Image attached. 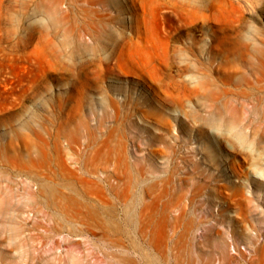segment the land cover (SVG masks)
<instances>
[{
    "label": "rangeland",
    "instance_id": "374dc122",
    "mask_svg": "<svg viewBox=\"0 0 264 264\" xmlns=\"http://www.w3.org/2000/svg\"><path fill=\"white\" fill-rule=\"evenodd\" d=\"M103 1L0 0V264H264V0Z\"/></svg>",
    "mask_w": 264,
    "mask_h": 264
},
{
    "label": "bare ground",
    "instance_id": "6f19581e",
    "mask_svg": "<svg viewBox=\"0 0 264 264\" xmlns=\"http://www.w3.org/2000/svg\"><path fill=\"white\" fill-rule=\"evenodd\" d=\"M97 2H104L103 0H96ZM112 1H114V0H112ZM107 2V4H108V0L106 1ZM185 3H187L186 1H185ZM189 3V2H188ZM49 15H50V19H52V20H55L56 19V17H55V13H54V11H49ZM127 18H131V20H130V23L131 24H134V23H136V25H135V27L137 28V31L138 32H141V30H142V28H141V24H140V22L139 21H137L136 19H134L132 16L130 17V16H127L126 17V19ZM114 19V17H110L108 20H109V22L111 21V20H113ZM106 24H108V22H106ZM109 35H111L112 36V33H108ZM101 35V34H100ZM102 36V35H101ZM100 36V37H101ZM211 124H213V125H217L218 124V122L216 121V120H211ZM227 125V127H229V128H233V126L234 125H236V122L234 121V120H231V121H229V122H227L226 123ZM56 149H58V148H56ZM48 151H49V153H47V165H48V171L51 173V172H54L55 171V166H52V158H53V154H52V147L50 146V147H48ZM58 151V150H57ZM58 159H60V158H58ZM73 176L75 177V173L73 172ZM50 188V187H49ZM6 195H8V194H6ZM9 196V195H8ZM6 196H4V198H3V201L6 199L5 198ZM10 197H12V196H9V198H7V200H5L3 203H1L0 204V217H2V219L6 222L5 224H7V222L8 223H12L13 221V218H14V216H13V214H12V212L14 211H12V209H11V206H12V203H13V197H12V200H11V198ZM9 199V200H8ZM17 210V209H16ZM13 217V218H12ZM1 219V218H0ZM2 221V220H1ZM3 222V221H2ZM15 222V221H14ZM3 224V223H2ZM20 228V227H19ZM20 232H21V229H18ZM17 231V230H16ZM15 231V232H16ZM258 251V250H257ZM73 256V255H72ZM75 257V256H74ZM73 257V259H76V258H74ZM255 257H257V256H255ZM71 258V257H70ZM262 258V257H261ZM126 259V258H125ZM132 259V258H131ZM237 260V259H236ZM70 261H72V260H70Z\"/></svg>",
    "mask_w": 264,
    "mask_h": 264
}]
</instances>
